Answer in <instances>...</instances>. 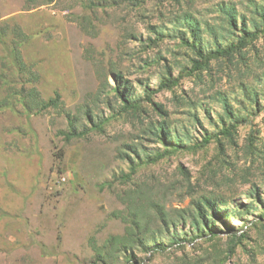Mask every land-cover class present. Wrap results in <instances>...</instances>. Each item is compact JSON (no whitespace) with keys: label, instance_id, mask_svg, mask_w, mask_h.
<instances>
[{"label":"rangeland","instance_id":"1","mask_svg":"<svg viewBox=\"0 0 264 264\" xmlns=\"http://www.w3.org/2000/svg\"><path fill=\"white\" fill-rule=\"evenodd\" d=\"M48 1L0 0V26L17 24L28 35L21 53L39 75L43 98L58 92L64 109L78 113L90 106L109 119L102 133L66 141L60 109L32 113L20 104L0 107V264H93L88 238L102 244L124 230L112 216L124 209L118 194L128 186L112 180L128 170L118 152L127 146L160 152L148 129L164 119L189 145L231 123L236 127L202 149H179L139 167L133 182L152 186L151 198L170 213L201 196L249 204L248 211L234 210L226 220L232 232H246L233 255L224 257L229 240L224 235L197 240L195 252L207 264H264V217H258L260 206L249 196L253 192L264 199V29L241 51L154 94V105L144 98L146 86L156 88L168 70L175 77L191 64L192 52L165 29L172 15L192 11L217 22L216 4L231 2L242 10L245 0ZM83 19L90 21L92 34L82 30ZM153 27H163L164 36ZM6 36L0 42V73L9 85L16 74L5 56L11 35ZM111 70L131 82L140 100L135 111H120L111 92L113 109L94 99L106 75L114 83ZM11 92L0 86V98ZM179 255L158 254L151 263H175Z\"/></svg>","mask_w":264,"mask_h":264},{"label":"trees","instance_id":"2","mask_svg":"<svg viewBox=\"0 0 264 264\" xmlns=\"http://www.w3.org/2000/svg\"><path fill=\"white\" fill-rule=\"evenodd\" d=\"M49 2L51 0L47 3ZM241 6L242 10L231 2L216 4L217 22L202 18L192 11L171 16L169 21L172 25L167 27L165 24V29L170 31L169 36L177 39L178 45L188 48L193 57L190 66L182 69L175 77L168 70V75L163 76L156 88L149 89L146 86L144 98L148 103L154 105L152 96L177 85L181 76L193 75L205 69L211 61L229 57L259 38L264 29V0H245ZM89 22L85 23L83 19L79 23H82L83 31L92 34L91 28L88 27ZM163 29L153 27L152 31L163 37ZM8 34L11 38L5 46V56L14 66L16 75L12 84L8 85L7 82L1 81L3 74L0 73V86L4 83L8 90H12L8 97L0 98V107L20 104L22 109L32 113L49 108L60 109L67 123V130L61 131L66 141L83 138L90 131L102 133L108 116L95 114L90 106L80 109L78 113H72L63 108L58 92H54L49 98L40 95L37 88L39 75L32 65L24 60L21 53V46L28 35L17 24H13L10 29L0 26V42L5 43L2 37H7ZM109 74L112 75L114 83L110 84L106 75L104 81H100L94 99L101 98L107 108L113 109L109 96L111 92L121 103L120 111L138 109L140 100L134 96L131 82L124 78L121 71L111 70ZM24 76L26 78H23ZM250 100L254 101L252 98ZM223 105L226 116L232 118L229 104L223 102ZM235 127L236 125L231 123L218 132L204 134L200 140L189 145L183 142L177 133L172 132L166 119L157 120L148 129V134L160 142V152H141L134 146H127V150L120 149L119 157L127 161L128 170L114 175L112 180L128 186L118 194L124 209L113 212L112 216L124 223V230L122 234L109 236L102 244H98L93 236L88 238V245L93 252L92 263L153 264L151 259L154 256L179 251L180 255L176 257L175 263L170 264H207L203 254L195 252V244L197 240L213 241L222 237L221 235L229 237L224 257L233 255L236 245L246 237V232H232L226 220L234 210L248 211L249 204L219 196H201L193 199L188 208H176L170 213L163 204L151 198L152 186L133 182L132 177L141 166L152 164L179 149H202L213 140L219 141L220 135L230 136ZM249 196L260 206L258 217H264V199L253 192H249ZM231 205H234L233 210H230ZM229 229L230 234L227 232ZM187 247L191 248V253L186 251Z\"/></svg>","mask_w":264,"mask_h":264}]
</instances>
